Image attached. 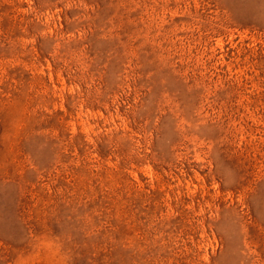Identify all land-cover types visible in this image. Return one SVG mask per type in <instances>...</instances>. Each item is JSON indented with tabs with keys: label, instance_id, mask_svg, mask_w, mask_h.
Returning a JSON list of instances; mask_svg holds the SVG:
<instances>
[{
	"label": "rangeland",
	"instance_id": "1",
	"mask_svg": "<svg viewBox=\"0 0 264 264\" xmlns=\"http://www.w3.org/2000/svg\"><path fill=\"white\" fill-rule=\"evenodd\" d=\"M0 264H264V0H0Z\"/></svg>",
	"mask_w": 264,
	"mask_h": 264
}]
</instances>
